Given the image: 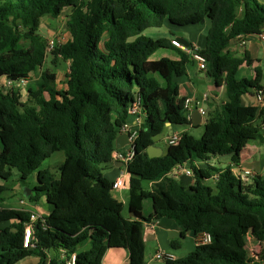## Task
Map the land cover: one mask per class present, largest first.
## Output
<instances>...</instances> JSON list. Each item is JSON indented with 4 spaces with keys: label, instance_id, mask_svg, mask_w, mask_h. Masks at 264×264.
<instances>
[{
    "label": "trees",
    "instance_id": "trees-1",
    "mask_svg": "<svg viewBox=\"0 0 264 264\" xmlns=\"http://www.w3.org/2000/svg\"><path fill=\"white\" fill-rule=\"evenodd\" d=\"M64 11L70 37L50 52L68 63L64 86L57 87L43 71L36 87L24 90L18 81L30 80L48 55L41 19ZM202 20L208 24L199 49L206 74L217 87L224 84L227 101L204 121L199 139L179 133L164 153L149 157L148 147L167 123H190L176 98L178 79L192 59L172 45V38L144 31L165 21L191 26ZM260 33L264 0H0V179H9L13 169L22 180L36 172L27 199L43 198L50 208L44 225H33L34 246L25 247L31 211L3 206L0 186V224L6 223L0 227V264L28 257L37 261L27 264H59L61 253H75L76 264H102L113 248L127 251L128 264H145V224L162 217L194 235H210L208 243L165 264H264V176L243 183L230 167L195 164L216 155L238 164L244 141L264 142V102L241 103L243 95L258 90L264 97L262 70L256 66L254 78H238L239 67L252 60L246 52L237 56L228 49L232 40ZM159 48L175 50L180 59L152 61L147 75L145 62ZM136 102L143 122L126 165L133 216L125 217L103 165L114 162L115 139ZM55 152H62L63 160L42 167ZM185 163L193 172L190 185L171 174ZM215 172L212 186L207 182ZM246 235L259 244L257 252L246 249ZM87 240L89 248H78ZM177 246L173 242V249Z\"/></svg>",
    "mask_w": 264,
    "mask_h": 264
},
{
    "label": "crops",
    "instance_id": "crops-1",
    "mask_svg": "<svg viewBox=\"0 0 264 264\" xmlns=\"http://www.w3.org/2000/svg\"><path fill=\"white\" fill-rule=\"evenodd\" d=\"M204 24L200 31H207L208 24L206 22L202 23ZM41 26V25H40ZM192 34L189 35V40H185L184 38H181L180 36L171 37L172 39H184L187 44L197 45L199 47H202L204 44L200 43V41L195 40L199 39L201 40L202 34L201 33ZM196 36V38H195ZM243 40V39H242ZM193 41V42H192ZM196 41V42H195ZM244 45H241V42L239 43L238 39H234L231 41L229 45V51L237 56L243 55L245 52L248 54L249 58L252 60L251 65H247L246 63H243L239 69L238 73H240V76L238 78L246 77L248 79H252L255 76V73L253 71L254 67L258 66L261 68L263 73V82H264V40H261L257 35H250L246 36L244 38ZM175 51V50H174ZM176 52V51H175ZM176 56H171V59L179 60L180 56L178 52H176ZM166 57V56H161ZM160 57V58H161ZM169 58V56H167ZM153 59V61L158 60ZM39 70V69H38ZM35 72L31 73L30 79H32V82H38L39 79L34 80L33 76ZM203 74L208 79H203ZM206 80H209V84L207 86H210L207 88L208 90L200 91L199 87L202 85V83H205ZM179 83V94L176 98L177 104L182 103L184 104L185 99H190L189 103V110L188 112V119L189 124L188 127H198L200 124H204V121L208 119L207 113L210 110L209 115L213 114L216 106L222 102L227 101V95L225 91V86L222 84L221 86L217 87L209 76H207L206 71L202 72L198 68L195 61L192 60L191 63H188L186 65V74L178 79ZM212 85V86H211ZM64 84L61 86L63 87ZM212 87V88H211ZM207 94V99L201 100L202 95ZM241 103L244 105H255L256 104V96L255 94H245L241 97ZM193 106V109L191 108ZM204 108L205 113L201 114L199 111V108ZM194 109H198L201 118L198 125L193 126L192 125V112ZM179 126L171 125L167 126L168 129V135H167V146H168V137L171 133L177 132H188L187 129H179ZM189 133V132H188ZM166 146V148H167ZM125 147V146H124ZM156 150L160 151V154L163 153V150L158 146H153ZM263 160V164H261V161ZM209 163L211 166L216 167L218 169H223L226 167H230L233 171L234 175H239V173L243 170H250L253 172L254 176H263L264 175V142L260 143L257 140L253 141H244L242 145V150L240 152V159L238 164H233L231 162L230 156H210L207 162L198 160L195 162L197 167L205 168ZM182 167H190L189 163H185L182 165ZM121 170L119 171H112V173L107 177L109 180H114L118 176L121 175ZM217 176V172H215L212 176V186L215 182V177ZM180 181H182L185 185H190L194 182V177H189L185 174H180L179 176H176ZM252 177V178H253ZM252 178L243 183H251ZM208 183V182H207ZM209 184V183H208ZM210 185V184H209ZM0 186L4 187L5 190L7 189L6 185L3 184L0 180ZM118 195L113 194L116 198L121 200L123 202V194L124 191H127L128 189H116ZM128 197V196H127ZM4 205L7 206L9 203H19L24 204L25 200L22 199V197L18 193H12L10 195L9 200L3 201ZM33 203V202H32ZM41 203V204H40ZM124 204V203H123ZM12 207V206H10ZM17 208V207H13ZM18 209H24V208H18ZM31 212H36L40 215H47L50 211L49 206L45 203L43 200H39L38 203H33L32 207L29 209ZM197 235H194L192 232L185 230L181 226H179L173 219L168 217H162L158 220L150 221L149 223L145 224L144 227V234H143V240H144V259L145 264H163L159 263L155 259L154 254L158 250H163L167 252H172L175 258L183 257L198 245L197 242ZM173 242L178 243V246L176 249L173 250ZM245 246L246 249L249 252H257L259 250V244L254 241L249 235L245 236ZM147 249H151L154 251L153 255H145V251ZM29 258V259H28ZM26 259H23L19 264H27L29 262L33 263L37 261L36 257H28ZM164 261V260H163ZM165 262V261H164ZM128 254L127 251L123 248H116V249H109L106 251L102 264H128Z\"/></svg>",
    "mask_w": 264,
    "mask_h": 264
},
{
    "label": "rangeland",
    "instance_id": "rangeland-1",
    "mask_svg": "<svg viewBox=\"0 0 264 264\" xmlns=\"http://www.w3.org/2000/svg\"><path fill=\"white\" fill-rule=\"evenodd\" d=\"M204 24H196V25H191V26H177V25H172L168 21H165L164 24L161 27H151L147 28L144 31V34L153 37V38H159V37H166V38H171L175 36H180L181 38H184L185 40H189V35L190 33L192 34H197L199 32V29L203 27ZM40 32L41 34L46 37L47 39H52L54 38L57 42V44H62L65 42L69 37V31L66 26V11H64L60 16L53 18L51 16H43L41 19V26H40ZM199 33L202 34L201 40L195 39L200 41V43L204 44L205 38H206V32L205 31H200ZM197 36V35H196ZM195 36V38H196ZM189 37V38H188ZM193 42V41H192ZM196 42V41H195ZM177 53L173 49L169 48H159L155 50L148 58V60L145 62V71L146 74L149 75L151 73V63L153 59L160 58L161 56H169V58H172L171 56H176ZM264 65V63H263ZM43 71H46L48 74L49 78H54L55 82L57 83V87H61L64 82H65V73L68 72V63L61 60L60 58H55L54 55L51 53H48L47 58L45 60V63L41 69H39L36 73H34L33 79H39L41 77V74ZM201 71V70H200ZM204 72V71H202ZM238 76H240V73H238ZM203 79H208L204 74H203ZM32 79L28 80L26 82V85L23 86V89L26 90L27 87H36L35 84L37 83L32 82ZM209 80H206L205 83H202L200 85L199 90L204 91L208 90L210 86H207ZM212 86V85H211ZM212 88V87H211ZM210 110L207 113V117L209 116ZM179 129H187L189 134H191L195 139H199L203 133L204 127L203 124H200L198 127H188V125H181L178 127ZM167 135H168V129H164V131L159 134L157 137H155V146L160 147L163 150V153L166 150L167 146ZM130 145H126L121 149V152L126 153ZM63 154L62 152H55L52 154L51 157L47 158L46 160L43 161L42 167H52L57 162H60L63 160ZM261 164H263V160L261 161ZM104 170L103 173L106 177H108L112 171H119L121 170V175L126 174V165L122 164L121 166H117L114 164V162L104 164ZM264 176V175H263ZM3 184L6 185L7 189L4 190L1 193V196L4 200H9L10 195L12 193H18L22 199L25 200L24 204H19V203H9L6 207H17V208H24V209H29L32 207V202L27 199V196L25 195L26 191L31 192L35 184L37 183V178H36V172H33L28 176L26 180H22L19 176V173L13 169L12 175L9 179L7 180H2L0 179ZM210 185H212V181H208ZM32 193V192H31ZM113 194H117V190H113ZM128 194L127 191H124L123 194V215L129 216V211H128V206H127V201H128ZM40 200H43L41 198ZM122 200V199H121ZM39 202V201H38ZM37 202V203H38ZM3 206L4 203L1 202ZM41 204V203H40ZM146 211V207L144 209ZM6 223L0 224V227L3 226ZM90 247V242L87 240L85 241L82 246H78V248L81 249H87ZM174 250V249H173ZM53 251H51L52 253ZM154 251L151 249H147L145 251V255H153ZM29 259V258H28ZM159 261V259H157ZM159 263L165 264L163 260H160Z\"/></svg>",
    "mask_w": 264,
    "mask_h": 264
},
{
    "label": "built area",
    "instance_id": "built-area-1",
    "mask_svg": "<svg viewBox=\"0 0 264 264\" xmlns=\"http://www.w3.org/2000/svg\"><path fill=\"white\" fill-rule=\"evenodd\" d=\"M257 36L261 39L264 40V33L257 34ZM241 42V45H244V39L239 40V43ZM57 44L56 40L54 38L48 39L47 40V52L50 53L51 50L54 48V46ZM172 45L181 50L182 52L186 53L189 55V57L196 62L198 68L201 71H206L207 68V63H206V58L203 56V54L199 51L200 47L197 45H190V44H183L181 43L178 39H172ZM27 81H18L17 85L24 86L26 85ZM256 96V104L262 105L264 102V97L263 93L261 90L256 91L255 93ZM207 99V94L202 95L201 100H206ZM189 103L190 99H185L184 101V107L186 110H189ZM199 111L201 114L205 113L204 108H199ZM129 113L131 116V120L124 123L122 127L120 128V133H126L128 134V144L130 145L126 153L121 152V149L116 150L113 152V161H121L122 164L127 165L129 161L131 160L133 156V142L134 139L137 135V131L139 127L141 126V123L143 122V116L140 110L139 102H136L132 107L129 109ZM261 128H264V122L261 123ZM180 135L177 132L171 133L170 136L168 137V144H174L177 142L179 139ZM126 146V145H125ZM171 174L175 176H179L180 174H185L189 177H193V172L190 167H174L171 170ZM239 178L241 181L247 182L250 177L252 178L254 176L253 172L250 170H243L239 173ZM125 175H120L117 178H115L112 181V187L113 189H123L126 188V183H125ZM217 177V176H216ZM215 177V179H216ZM40 222L41 225H44V216L40 215L36 212H31L30 214V221L25 225L24 228V240H23V245L28 248H32L34 246L33 244V225L34 223ZM197 242L198 244H205L210 241V235L207 233H200L197 235ZM155 259L159 260H170L174 259V255L172 252H167L163 250H158L154 254ZM60 263L59 264H76V255L75 253H71L69 255H66L65 253H61L60 255Z\"/></svg>",
    "mask_w": 264,
    "mask_h": 264
},
{
    "label": "water",
    "instance_id": "water-1",
    "mask_svg": "<svg viewBox=\"0 0 264 264\" xmlns=\"http://www.w3.org/2000/svg\"><path fill=\"white\" fill-rule=\"evenodd\" d=\"M202 22H204V20H202ZM179 41L181 43L187 45V42L184 39H180ZM191 108L193 109V106ZM191 118H192V125L193 126H196L199 124L201 115H200L198 109H194V111L192 112ZM167 126H171V124L167 123ZM127 144H128V134L120 133L115 139V149L116 150L122 149ZM147 153H148L149 157H154V156L160 155V151L156 150L153 146L148 147ZM114 164L117 166H121L122 162L121 161H114ZM29 193H30L29 191H26L25 195L28 196ZM129 215L133 216V213H129ZM149 222H150V220L147 221L146 223H149Z\"/></svg>",
    "mask_w": 264,
    "mask_h": 264
}]
</instances>
